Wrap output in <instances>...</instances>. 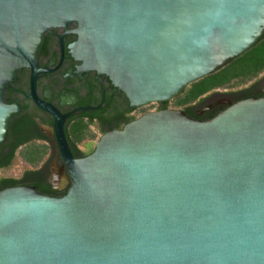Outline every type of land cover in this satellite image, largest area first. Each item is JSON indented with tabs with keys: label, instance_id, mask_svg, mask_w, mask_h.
Segmentation results:
<instances>
[{
	"label": "water",
	"instance_id": "1",
	"mask_svg": "<svg viewBox=\"0 0 264 264\" xmlns=\"http://www.w3.org/2000/svg\"><path fill=\"white\" fill-rule=\"evenodd\" d=\"M77 24L72 54L130 107L169 102L264 35V0H0V145L19 111L5 92L21 68L30 92L45 34ZM54 118L70 186L0 191V264H264V97L202 121L147 112L106 132L88 156Z\"/></svg>",
	"mask_w": 264,
	"mask_h": 264
},
{
	"label": "flooded vegetation",
	"instance_id": "2",
	"mask_svg": "<svg viewBox=\"0 0 264 264\" xmlns=\"http://www.w3.org/2000/svg\"><path fill=\"white\" fill-rule=\"evenodd\" d=\"M76 30L77 24L72 23L68 27L51 28L45 34L37 65L47 72L37 77L34 97L30 92L28 68L18 71L5 92L6 102L17 105L19 111L9 121L4 153H9L10 147L20 141L15 154L26 168L16 178L22 179L19 186L44 189L52 197L64 196L70 179L58 148L54 118L37 101L65 116L63 132L77 159L91 154L96 141L106 132L122 129L144 113L170 109L169 102H157L154 110L137 113L140 107H130L124 92L113 86L106 75L86 70L82 61L72 54L70 46L79 38ZM252 97H264V74L244 88L216 98L201 97L197 105H190L185 112L194 119L206 121L233 103ZM22 153L33 157V164L26 162Z\"/></svg>",
	"mask_w": 264,
	"mask_h": 264
},
{
	"label": "trees",
	"instance_id": "3",
	"mask_svg": "<svg viewBox=\"0 0 264 264\" xmlns=\"http://www.w3.org/2000/svg\"><path fill=\"white\" fill-rule=\"evenodd\" d=\"M235 62L239 63L232 65ZM262 71H264V35L249 50L230 60L215 73L208 75L185 88L180 95L175 97L178 99L177 104L184 107L182 110L185 112L191 103L199 99L207 92L216 88L229 87L234 84H238L239 82H246L256 77ZM19 144L20 141L15 142L10 147L9 153L7 154L4 153L6 144L3 143L0 145V169H6L11 166L16 158L15 153ZM22 157L30 164H33L35 161L33 157L23 153ZM21 183L22 179L1 177L0 191L7 187L19 186ZM40 192L47 195L44 189H40Z\"/></svg>",
	"mask_w": 264,
	"mask_h": 264
},
{
	"label": "rangeland",
	"instance_id": "4",
	"mask_svg": "<svg viewBox=\"0 0 264 264\" xmlns=\"http://www.w3.org/2000/svg\"><path fill=\"white\" fill-rule=\"evenodd\" d=\"M237 63H239V62H235L232 65H236ZM262 74H264V71L259 73L256 77H258L259 75L262 76ZM256 77H254L251 80H248L246 82H239L238 84H234V85L229 86V87H222V88L213 89L201 97L205 98V100H206L207 98H216L218 96H222V94H225L226 92H230L231 90H237L239 88H244V87L248 86L250 84V82L253 81ZM199 99H197L196 101L191 103V105H197L199 103V101H198ZM177 101H178L177 98H174V99L169 101L168 104H169L170 109L182 110L184 108L182 106H179L177 104ZM156 106H157V103H151L149 105L142 106L137 111V113L142 114L145 110H154L156 108ZM96 140L97 139L94 138V141H96ZM25 168H26L25 164L22 162L21 158L17 156L10 167L0 170V177L18 178L20 172L23 171Z\"/></svg>",
	"mask_w": 264,
	"mask_h": 264
}]
</instances>
